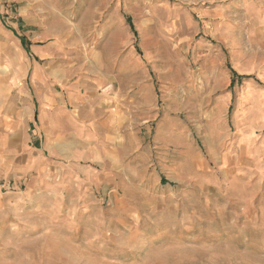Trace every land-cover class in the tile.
<instances>
[{
  "label": "rangeland",
  "instance_id": "rangeland-1",
  "mask_svg": "<svg viewBox=\"0 0 264 264\" xmlns=\"http://www.w3.org/2000/svg\"><path fill=\"white\" fill-rule=\"evenodd\" d=\"M242 1L0 0L54 92L65 97L66 62L86 87L102 79L87 92L117 108L108 153L65 159L57 145L43 182L37 124L0 149V264H264V160L211 158L222 130L210 120L231 122L245 85L260 83L264 39Z\"/></svg>",
  "mask_w": 264,
  "mask_h": 264
},
{
  "label": "crops",
  "instance_id": "crops-1",
  "mask_svg": "<svg viewBox=\"0 0 264 264\" xmlns=\"http://www.w3.org/2000/svg\"><path fill=\"white\" fill-rule=\"evenodd\" d=\"M239 5L248 12L245 15L247 20L259 27L260 39H264V0H243ZM23 48L21 38L13 29H7L0 19V149H8L11 135L24 133L27 126L35 123L37 133L45 136V149H37L33 160L36 168L44 172L39 175L38 182H43L42 175L48 174L56 159L52 149L57 145L65 147V159L100 161L102 152L108 153L110 150L105 149L109 138L103 136L117 127V108L107 104L113 97L87 92V89L98 86L102 79L89 78L91 85L86 87L88 78L79 74L82 69L71 68L65 62V74L61 77V82L65 81V97H62L60 93L54 92L53 79L38 64L27 61L25 51L28 53L30 49L24 51ZM238 53L242 54L240 50ZM257 64H260L255 66V70L260 71L257 78L260 83L245 85L231 122L225 117L210 120L211 131L222 130L216 145L212 144L215 152H212L211 158L219 165L223 160L238 159L239 156L250 162L251 166L259 165L264 160V54ZM29 76L32 91L23 85L24 79ZM224 78L226 81L231 80L229 75ZM232 100L233 96L227 94L219 102L227 107ZM226 128H229V133ZM231 134L236 139L233 151L224 149ZM73 141L80 142L83 147L76 150ZM71 164H78V161ZM85 169L91 175L89 181L92 182L95 172ZM51 185L52 188L55 186ZM32 187L36 188L37 185Z\"/></svg>",
  "mask_w": 264,
  "mask_h": 264
},
{
  "label": "trees",
  "instance_id": "trees-1",
  "mask_svg": "<svg viewBox=\"0 0 264 264\" xmlns=\"http://www.w3.org/2000/svg\"><path fill=\"white\" fill-rule=\"evenodd\" d=\"M127 22H128V24L130 25L132 31L135 33L134 26H133V24H132V20H131L130 18H128V19H127ZM135 34H136V33H135ZM23 45H24V47L26 48V50L29 51L30 46H29L27 43H25L24 40H23ZM233 73H234V78H233V80H232V84H231V86H234V84H235V78H236V76H237V74H236L235 72H233Z\"/></svg>",
  "mask_w": 264,
  "mask_h": 264
}]
</instances>
